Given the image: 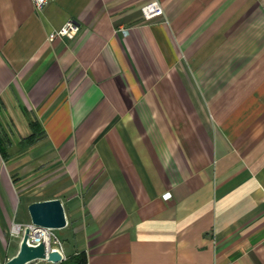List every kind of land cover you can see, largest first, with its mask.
Masks as SVG:
<instances>
[{
    "label": "crops",
    "instance_id": "0c3cea01",
    "mask_svg": "<svg viewBox=\"0 0 264 264\" xmlns=\"http://www.w3.org/2000/svg\"><path fill=\"white\" fill-rule=\"evenodd\" d=\"M150 1L0 0V258L59 198L85 264H264V0ZM52 168L75 201L27 197Z\"/></svg>",
    "mask_w": 264,
    "mask_h": 264
},
{
    "label": "water",
    "instance_id": "95a60500",
    "mask_svg": "<svg viewBox=\"0 0 264 264\" xmlns=\"http://www.w3.org/2000/svg\"><path fill=\"white\" fill-rule=\"evenodd\" d=\"M28 211L31 224L38 228L57 230L68 225L65 208L59 198L34 201L29 204ZM30 235L31 228L27 226L23 232L19 251L5 264H29L36 260H45L57 264L64 260V256L59 250H48L44 241L37 245L30 244L28 242Z\"/></svg>",
    "mask_w": 264,
    "mask_h": 264
},
{
    "label": "rangeland",
    "instance_id": "374dc122",
    "mask_svg": "<svg viewBox=\"0 0 264 264\" xmlns=\"http://www.w3.org/2000/svg\"><path fill=\"white\" fill-rule=\"evenodd\" d=\"M7 148H8V146H7ZM20 149H21V151H23V149H25V147L21 146ZM55 169L56 168H52L50 170L46 169L38 177L31 178L30 180H28L27 182L24 183V185L26 186L28 198H30V199H44V198L50 196L51 194H58V195L64 197L66 201H68L67 204L70 203V201L68 199H70L72 202L76 200L77 197L76 196L74 197L75 193L72 190H69L72 188L68 189V188L64 187L67 184L65 180H64L65 184L63 182H61V180H60L58 186H56L55 181H54L55 179L51 178L53 176V174H55L57 172V171L52 172ZM45 181H46V183H45ZM22 211H23L22 206H20L16 209L14 215H15V217H18L17 220L20 219ZM66 216H67V214H66ZM69 219L67 216V220L69 222L68 226L65 228H62V229L54 230L53 233H54L55 237L52 238V248L58 247L61 244L63 249L66 251V257L64 256V260L69 258L67 253H72L74 251L75 247H81V244H82L81 241H79V236L77 235V233L75 234L76 231L73 230L74 227L76 226L75 225V219H73V216H71V215H70ZM76 227H78V225ZM13 234L15 235V237L12 235L11 246L14 243H18V241L21 242L22 237H23V231H21L18 234L13 231ZM12 255H13V252L11 249V252L6 253V256L0 258V262H1L0 264H5L11 257H13ZM29 264H55V263L48 262L45 260H36V261H33Z\"/></svg>",
    "mask_w": 264,
    "mask_h": 264
},
{
    "label": "built area",
    "instance_id": "2783aa9c",
    "mask_svg": "<svg viewBox=\"0 0 264 264\" xmlns=\"http://www.w3.org/2000/svg\"><path fill=\"white\" fill-rule=\"evenodd\" d=\"M54 0H32L36 10L41 11L46 5H48L50 2ZM141 12L143 19L146 22H153L155 20H158L159 18L164 17L165 12L164 8L159 2V0H152L146 4H144L141 7ZM79 25L76 24L73 21H68L64 26H62L60 29L51 32L49 35V39L53 40L57 37H67V38H73L77 32L79 31ZM29 226L31 228V235L28 240V242L32 245H37L39 242L44 241L48 247V250H54L57 249L59 250L63 256L64 255V249L62 245L60 244L58 247L52 248V238L55 237L53 233V229H48V228H38L34 225L27 224V225H21L17 224L14 225L13 229L15 233H20L21 231L24 232L25 227ZM18 228V230L16 229ZM40 233V235H38ZM46 237L49 238V243L47 244V241L45 240Z\"/></svg>",
    "mask_w": 264,
    "mask_h": 264
},
{
    "label": "trees",
    "instance_id": "16d2710c",
    "mask_svg": "<svg viewBox=\"0 0 264 264\" xmlns=\"http://www.w3.org/2000/svg\"><path fill=\"white\" fill-rule=\"evenodd\" d=\"M30 128H31V133L20 140L21 146L25 147V149L31 147L43 135V130L38 120L31 121ZM0 153L4 159H6L9 156L7 145L4 143V140L1 138H0ZM86 260H87L86 252L79 251L69 256V258H67L66 260H62L57 264H85Z\"/></svg>",
    "mask_w": 264,
    "mask_h": 264
},
{
    "label": "bare ground",
    "instance_id": "6f19581e",
    "mask_svg": "<svg viewBox=\"0 0 264 264\" xmlns=\"http://www.w3.org/2000/svg\"><path fill=\"white\" fill-rule=\"evenodd\" d=\"M17 230H18V228H16ZM38 235H40V233H38ZM46 241H47V244L49 243V238L48 237H46V239H45Z\"/></svg>",
    "mask_w": 264,
    "mask_h": 264
}]
</instances>
